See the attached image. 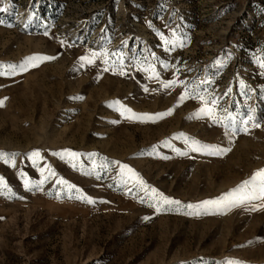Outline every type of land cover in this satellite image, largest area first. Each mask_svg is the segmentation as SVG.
I'll return each mask as SVG.
<instances>
[{
  "label": "rangeland",
  "instance_id": "1",
  "mask_svg": "<svg viewBox=\"0 0 264 264\" xmlns=\"http://www.w3.org/2000/svg\"><path fill=\"white\" fill-rule=\"evenodd\" d=\"M0 21V63L57 57L0 76V151L18 153L15 167L0 160V177L15 193L0 195V264H264L260 201L224 212L187 207L264 168V0H0ZM172 29L184 46L166 51L160 33L172 39ZM92 50L119 54L127 75L104 72L102 58L80 68L79 57ZM148 64L163 80L210 77L208 91L237 114L238 126L251 109L259 127L226 136L207 117L190 118L200 101L174 107L182 86L163 89L137 70ZM116 100L136 113L174 111L142 122L122 117L111 105ZM181 133L230 151H187L183 136L174 139ZM64 149L82 154L75 168L53 155ZM34 150L43 157L35 166L28 158ZM114 161L180 204L157 212L143 191L121 183ZM48 167L56 175L45 171L37 187ZM60 178L96 202L77 199Z\"/></svg>",
  "mask_w": 264,
  "mask_h": 264
},
{
  "label": "snow or ice",
  "instance_id": "2",
  "mask_svg": "<svg viewBox=\"0 0 264 264\" xmlns=\"http://www.w3.org/2000/svg\"><path fill=\"white\" fill-rule=\"evenodd\" d=\"M0 23H3L0 21ZM11 26V25H9ZM172 39H169L164 36L163 33H160L161 39L164 41V47L165 50H172L176 47H183L184 46V38L180 36L175 29H172ZM47 35V33H45ZM63 44V42H62ZM113 55L117 56L116 60H112L111 57ZM153 56L155 54H152ZM56 56H50L45 54H33L31 56L26 57L22 62L19 64L14 63H8V64H2L0 63V76H16L18 74L25 73L29 71L30 69H34L39 67V65L45 61H51L56 59ZM102 58V63L104 64L103 71L108 72L112 71L114 74L118 72L119 75H127V72L125 71V66L121 62V57L119 54L110 53L108 50H92L86 55H82L79 57L80 61V68L85 67L86 65H93L96 63L98 59ZM219 63V62H217ZM163 67L165 69L167 68H175V65L171 64H164ZM259 67L261 69H264V58H261L259 62ZM138 71L143 72H150L151 78H155L159 80L161 86L163 89H172L177 86H182L183 91L179 95L176 105L174 107H179L182 103H184L187 100H199L201 107L196 110L190 118H204L207 117L210 119L213 123L222 125L224 128V134L235 136L237 131H248V125L252 124L254 127H259V124L255 122V117L253 115V110H249V114L242 118L238 122L236 119L235 113H233L229 108H224L220 104V97H217L214 93H210L208 91V85L212 83V80L210 77H205L204 79L197 78L194 82H189L187 80H181L178 78V76H174L172 79L163 80L160 79V73L157 71L155 65L148 64L147 67L139 68ZM176 72H179V69H176ZM261 74H264L262 72ZM240 84L242 87H246L243 80L240 81ZM145 92L148 91V88L145 87L143 89ZM232 92V89L229 88L227 92L224 94L225 96L229 95ZM7 99V98H5ZM72 99H83V97H73ZM4 101L0 100V106H3ZM111 105L115 107V110L120 113L122 117H126L128 119H135L142 122H156L157 120L163 119L167 116L172 115L174 111L173 108H169L164 112H158V113H136L133 109L130 107H127L123 105L119 100L112 101ZM221 113H224V115H221ZM115 122V121H113ZM184 137L185 144L187 146V151L191 152H199L205 155H222L226 154L228 151H230L229 148L221 147L216 144H208L203 143L199 140H196L195 138H189L185 134H178L174 139H179L181 137ZM163 145L166 147H172L169 140L163 141ZM159 148V145L153 146L152 151L155 152ZM187 151L181 152V155H187ZM18 155V153H7L0 151V160H2L5 164L15 167V157ZM53 155L59 156L61 159H68V162L71 164L73 168L76 167L75 161L82 155L81 153L72 151L70 149H64L59 153H53ZM90 155H98V154H90ZM28 158L32 160L33 165H37L38 161L43 159L41 152L39 150H34L31 153L28 154ZM165 159L167 157H164ZM116 165L119 167V177L121 183L127 185L128 183H131L134 185L137 189L140 191H143L147 196L149 201H153L154 204L151 206H154L156 208V211L159 212L161 210V207L164 205H179L180 201L171 199L167 197L164 193L160 192L154 187H151L147 184V182L143 179V177L138 173L133 167H131L129 164L122 163L120 161H114ZM93 167L96 168L98 165H96L95 161L93 162ZM48 171L49 176H55L56 173L54 170H52L50 167L47 169L41 168V179L37 181L36 186L39 187L45 183V181L48 179V176H44V172ZM20 175L24 178L23 179V185L26 189L31 190L32 183L30 178L27 177L26 173L21 172ZM58 183L63 184L67 186L69 191L75 189L77 192L80 193L76 198L86 201L87 203L94 204L96 201L90 197L87 196L82 192L81 189H78L76 185L71 184L69 181L60 178L58 180ZM5 191L8 194L15 195L12 188L7 184V181L4 177H0V195L5 194ZM59 195V193H57ZM254 201H260L261 207H264V168H260L256 170L248 179H245L242 181L237 187L233 188L232 190L223 193L221 196L212 199V200H205L200 202L197 205L189 204L187 207L189 209H200L204 208L205 210L211 206L216 208L217 210L224 212L231 210L232 208L242 206V205H250ZM143 202V198H142ZM252 210H255L254 208ZM195 214H200L199 211H197ZM147 219V217H145ZM226 264H240L238 261L228 260Z\"/></svg>",
  "mask_w": 264,
  "mask_h": 264
}]
</instances>
